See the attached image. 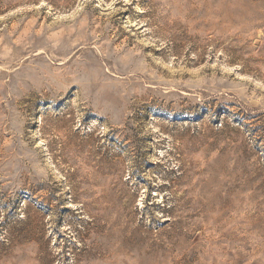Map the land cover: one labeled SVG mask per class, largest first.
Returning <instances> with one entry per match:
<instances>
[{"label":"rangeland","instance_id":"obj_1","mask_svg":"<svg viewBox=\"0 0 264 264\" xmlns=\"http://www.w3.org/2000/svg\"><path fill=\"white\" fill-rule=\"evenodd\" d=\"M0 264H264V0H0Z\"/></svg>","mask_w":264,"mask_h":264},{"label":"bare ground","instance_id":"obj_2","mask_svg":"<svg viewBox=\"0 0 264 264\" xmlns=\"http://www.w3.org/2000/svg\"><path fill=\"white\" fill-rule=\"evenodd\" d=\"M197 7V6H196ZM208 30V29H207ZM192 188V187H191ZM184 190V189H183ZM186 190V189H185ZM193 190H194V188H193ZM195 192V191H194ZM197 195H199V194H197ZM184 197V196H183ZM192 199H193V197H191ZM199 198V197H198ZM183 199V198H182ZM187 199H189V198H187ZM200 199V198H199ZM190 200V199H189ZM188 200V201H189ZM195 201V200H194ZM183 202H185V201H183ZM109 203V202H108ZM178 203V202H177ZM187 203V202H186ZM185 204V203H184ZM198 205H199V207L201 208V210L204 212L205 211V201H202V202H200V201H198ZM191 206V205H190ZM186 208V207H185ZM180 209V208H179ZM193 209V208H192ZM201 213V212H200ZM108 218V217H107ZM106 218V219H107ZM110 221V220H109ZM177 221V220H176ZM183 221V220H182ZM108 222V221H107ZM178 222V221H177ZM113 233V232H112ZM114 234V233H113ZM108 236H110V235H108ZM113 236V235H112ZM106 237H107V235H106ZM109 238H111L112 239V237L110 236ZM114 239V238H113ZM173 239V238H172ZM117 241V240H116ZM128 241V240H127ZM109 242H111V241H109ZM175 244V243H174ZM98 245V244H97ZM119 250H120V248H119ZM129 251V250H128ZM166 251V250H165ZM96 252V251H95ZM98 252H100V254H103V256H105V255H107V257H109V255H110V253H112L111 252V249H106L103 245H99V248H98ZM123 252V251H122ZM178 254V253H177ZM101 256V255H100ZM102 256V257H103ZM112 262V261H111Z\"/></svg>","mask_w":264,"mask_h":264}]
</instances>
